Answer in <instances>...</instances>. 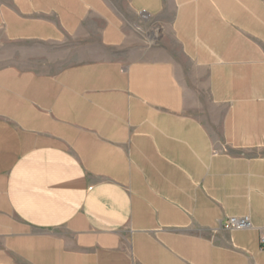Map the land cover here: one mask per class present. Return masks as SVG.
Masks as SVG:
<instances>
[{
  "label": "crops",
  "instance_id": "obj_1",
  "mask_svg": "<svg viewBox=\"0 0 264 264\" xmlns=\"http://www.w3.org/2000/svg\"><path fill=\"white\" fill-rule=\"evenodd\" d=\"M262 235L264 0H0V264H264Z\"/></svg>",
  "mask_w": 264,
  "mask_h": 264
},
{
  "label": "built area",
  "instance_id": "obj_2",
  "mask_svg": "<svg viewBox=\"0 0 264 264\" xmlns=\"http://www.w3.org/2000/svg\"><path fill=\"white\" fill-rule=\"evenodd\" d=\"M219 228L224 231L247 230L251 228L249 217L226 218L220 222ZM261 242L264 243V235L261 236Z\"/></svg>",
  "mask_w": 264,
  "mask_h": 264
}]
</instances>
